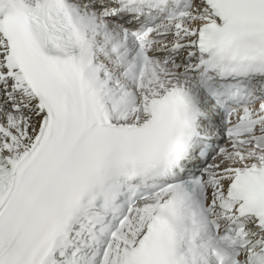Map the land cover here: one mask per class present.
<instances>
[{"label": "snow or ice", "instance_id": "snow-or-ice-1", "mask_svg": "<svg viewBox=\"0 0 264 264\" xmlns=\"http://www.w3.org/2000/svg\"><path fill=\"white\" fill-rule=\"evenodd\" d=\"M0 264H264V0H0Z\"/></svg>", "mask_w": 264, "mask_h": 264}]
</instances>
